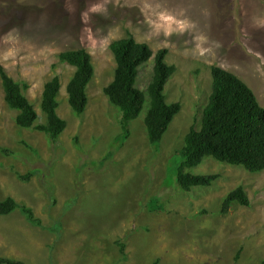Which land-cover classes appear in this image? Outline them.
<instances>
[{"label":"rangeland","instance_id":"1","mask_svg":"<svg viewBox=\"0 0 264 264\" xmlns=\"http://www.w3.org/2000/svg\"><path fill=\"white\" fill-rule=\"evenodd\" d=\"M128 37L155 56L167 50L166 62L176 68L165 95L181 112L160 151L145 126L149 101L119 149L122 114L105 90L117 68L111 46ZM78 50L95 68L82 115L67 93L76 69L59 60ZM154 60L139 71L145 93ZM0 67L28 87L36 126L48 122L42 96L59 77L58 114L67 123L56 142L20 128L0 77V200L14 198L42 221L36 227L20 211L0 216V257L26 264H264V171L208 158L189 172L220 175L213 186L185 192L176 182L177 153L201 125L213 67L243 80L264 107V0H0ZM239 187L250 206L235 203L224 215V201Z\"/></svg>","mask_w":264,"mask_h":264},{"label":"trees","instance_id":"2","mask_svg":"<svg viewBox=\"0 0 264 264\" xmlns=\"http://www.w3.org/2000/svg\"><path fill=\"white\" fill-rule=\"evenodd\" d=\"M111 49L115 55L117 68L113 82L105 93L110 102L119 108L122 114L120 126L123 135L119 149L130 138L131 123L137 120L147 102L149 109L145 126L150 144L156 151L168 132L175 117L181 112L180 104H168L166 87L176 68L166 62L168 51L162 50L154 55L147 44L138 43L133 37L116 41ZM154 60V75L148 88V94L137 87L140 68ZM60 63L76 69L70 81L67 93L69 104L77 115L86 112L89 103L88 86L95 76L92 57L86 50L62 53ZM0 77L5 92V101L19 115L16 119L20 128L46 133L56 142L65 132L67 123L58 114L59 96L62 83L59 77L49 81L42 96V111L47 118L46 125L36 126L39 115L29 99L24 95L28 87L11 78L3 67ZM212 94L204 108L200 127H193L185 138L184 147L177 153L181 165L176 174L177 185L185 192L195 188L213 186L220 175H194L189 171L212 158L221 164L244 167L251 173L264 171V107L253 90L239 77L220 67L212 68ZM36 174L24 176L29 181ZM249 207L250 200L246 191L239 187L224 201V215L229 214L233 204ZM20 211L29 223L42 227V221L36 218L33 209L20 205L14 198L0 200V216H10ZM121 249L124 251L125 246ZM239 259V256L236 260ZM0 264H26L22 261L0 257ZM156 264H160L159 261Z\"/></svg>","mask_w":264,"mask_h":264}]
</instances>
